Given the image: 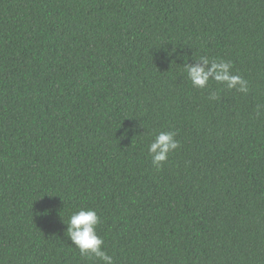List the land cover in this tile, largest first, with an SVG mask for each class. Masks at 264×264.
Segmentation results:
<instances>
[{
	"label": "trees",
	"instance_id": "1",
	"mask_svg": "<svg viewBox=\"0 0 264 264\" xmlns=\"http://www.w3.org/2000/svg\"><path fill=\"white\" fill-rule=\"evenodd\" d=\"M80 209L113 264H264V0H0V264H102Z\"/></svg>",
	"mask_w": 264,
	"mask_h": 264
},
{
	"label": "clouds",
	"instance_id": "2",
	"mask_svg": "<svg viewBox=\"0 0 264 264\" xmlns=\"http://www.w3.org/2000/svg\"><path fill=\"white\" fill-rule=\"evenodd\" d=\"M184 69L193 87L205 88L211 77L212 80L229 89L248 91V82L231 71L230 61L202 56L199 58V63L186 65ZM175 136V132H160L148 146V154L157 170L167 160L168 155L180 146ZM99 223L100 218L95 210L80 209L74 212L67 222L68 238L81 256L95 257L102 264H113V257L103 249L104 241L97 235L96 228Z\"/></svg>",
	"mask_w": 264,
	"mask_h": 264
}]
</instances>
